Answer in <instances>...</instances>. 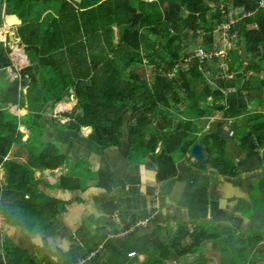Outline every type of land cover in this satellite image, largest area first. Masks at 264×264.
I'll list each match as a JSON object with an SVG mask.
<instances>
[{
  "label": "trees",
  "instance_id": "obj_1",
  "mask_svg": "<svg viewBox=\"0 0 264 264\" xmlns=\"http://www.w3.org/2000/svg\"><path fill=\"white\" fill-rule=\"evenodd\" d=\"M223 2L227 7L236 8L240 5L246 11H255L250 17L256 22V29L246 30L245 26L240 27V37L236 44L244 46L255 56L258 55L261 57L259 61L263 62L264 8H260V0H2L0 28L4 27L2 8L6 3L7 11L17 13L24 19L23 24L18 26V34L22 39L19 48L23 46L29 52L31 63L20 71L13 66L16 71L15 79L0 83V165L6 175L4 183L0 180V224L19 225L23 230L31 231L37 222L39 224L37 213L43 212L44 208L46 211L50 209L55 216L57 214V199L45 196L39 188L36 192L33 191V183L36 184V180L32 171L33 168L59 171L67 159L62 149L49 141L47 149L38 154V159L30 158L28 163H23L8 158L10 151H16L19 146L29 148L26 146L27 136L19 128L21 123L36 132L39 129L44 133L45 113L48 110L43 111V97H47L45 88L48 83L41 80H44L49 69L58 73L56 79L63 84V88L75 87L79 110L57 107L63 97L62 91H55L46 100H55V113L70 116L69 126L78 131L84 129L90 140L105 144L102 148L122 144L125 118L130 115L127 128L130 134L131 156L138 155L141 151L136 150L139 148L146 152H155L154 148L160 139L154 140L150 134L164 132L189 137L182 150L177 147L167 156L174 167L179 156H187L196 142L205 144V150L209 153L208 161L219 166L220 161L226 158V155H223L226 142L221 134L210 130L200 135V127L198 130L185 131V126L199 125L200 117L208 113V109L203 108L201 102L209 97L213 100L211 107L223 110L227 117L246 115L245 120L249 122L250 130L247 133L245 128L240 131L245 140L243 144L253 143L255 140L264 144V112L250 114L248 108V102L252 100L264 105V79L258 76L264 66L258 64L254 69H250L249 64L244 66L245 75L240 76L239 88L247 104L227 107L222 102L226 95L222 87L215 82L213 86L207 78V64L210 61L205 59L201 62L198 56H191L199 45L208 51L213 50L218 34L214 30L215 22L212 19L217 20L220 15L217 14V8L216 11L212 10L211 3L219 5ZM42 6L44 11L48 8L51 12L43 20H38L35 16L41 17ZM166 8V17L163 18L161 10ZM201 30L205 32L202 33ZM5 32L8 35L9 31L5 29ZM6 35L0 31L1 80L4 79V69L12 66L13 60L20 63L22 56L19 48L13 49L1 41L4 38L7 40ZM240 51L238 48L232 49V57L238 56ZM186 58L190 60L186 61ZM215 62L217 63V60ZM42 66L48 68L42 70ZM148 66L150 74H147ZM176 66L175 75L169 77L167 72H172ZM241 67L242 61L239 68ZM233 70L235 71L227 69L235 75L238 70ZM220 71L226 74L223 68ZM146 75H150L149 78H146ZM168 81L175 84V94L156 99L154 90H158ZM28 83L30 91L26 97L24 87ZM251 84L258 88L254 87L257 93L249 92ZM181 92H185L184 97L180 96ZM70 98L76 99L74 92H69L66 95L69 100L60 106L67 107L65 104L73 101ZM27 99L32 104L29 111L22 110ZM182 104L185 106H181ZM234 108L238 109L237 113L232 112ZM25 115L27 119L22 121ZM21 126L25 132L31 133L29 127ZM24 140L27 143H24ZM15 146L17 147L14 148ZM214 147L215 150L219 149V156L224 157L214 156ZM163 152L159 157L164 155ZM229 170L222 169L223 172L233 173L232 167ZM110 174L111 171L101 172V184L106 189L110 186ZM60 182L57 185L81 188V178L63 175ZM28 214L36 216L34 225L24 219ZM139 219L136 218L135 221ZM132 227V224L127 222L124 229L129 230ZM161 228L163 227L158 226L143 238L145 244L142 245L145 246L140 249L146 254L143 264H167L166 260L174 252L175 248L165 239L148 244L147 240L153 238L154 233ZM124 229L111 234L117 235L125 231ZM126 237L128 236L108 235L100 250H93L97 247L95 244L92 248L80 245L77 249V262L85 260V264H102L96 261L105 254H110V259L122 258L132 252L134 254L130 255L136 256L137 252L129 251L130 248L128 252L122 247L114 248L113 253L109 252L111 242L118 245ZM228 237L223 238L221 242V248L225 250L223 264H238L229 259L231 254L227 250V243L236 246V242L232 237ZM203 239L205 240L198 236L186 252H178L179 256L200 251ZM212 239L216 238L212 236ZM9 241H4V233L0 227V264L41 263L34 262L27 249ZM217 242L214 241V245ZM76 248L77 245L71 251ZM147 248L150 249L145 252Z\"/></svg>",
  "mask_w": 264,
  "mask_h": 264
},
{
  "label": "crops",
  "instance_id": "obj_2",
  "mask_svg": "<svg viewBox=\"0 0 264 264\" xmlns=\"http://www.w3.org/2000/svg\"><path fill=\"white\" fill-rule=\"evenodd\" d=\"M5 6L6 3L3 4L2 8V24L9 33L14 34L12 38L14 45L16 46L15 43L18 41L20 45L22 41L18 34V26L20 25L12 27L5 25V14L12 12L7 11ZM222 6L226 10L235 8L234 6L227 7L226 3ZM49 13L50 11L47 9L40 20H43ZM222 15L223 13H221ZM22 20L24 22L23 18ZM237 30L240 33V28ZM10 47L14 49L13 45ZM20 49H22V51L20 50L22 54L20 63L13 60V65L4 69L5 80L15 79L12 78L16 74L13 66L17 71H20L30 64L29 52L23 46ZM240 50V56L233 55L232 57L231 52L229 59H226L230 66L227 69L238 70L233 78H229L226 72L223 75L219 73L216 78L217 84H215L222 87L226 94L225 100L222 102L227 107L247 104L243 92L239 88V76L245 75L244 66L249 64L250 69H254V66L258 64L264 66V61H259L261 57L250 53L244 46H241ZM241 61L243 67L239 68ZM212 62L215 60L207 64V70L210 73L215 72L213 71L215 66L211 65ZM217 65L221 69L222 66L218 62ZM70 87L75 89L74 86ZM70 87L68 88L70 89ZM254 87L258 89L255 85ZM254 87L251 84L249 92L257 93ZM29 89L30 83L24 87L25 94L29 93ZM69 91L71 92V89ZM74 96L77 101L76 93ZM46 98L44 96L43 99ZM49 101L45 102L43 107V111L48 110L45 113L44 122L46 141L54 142L67 155V159L64 166L56 172L34 168L33 170L36 172L39 170L38 174L41 175L40 180L34 178L36 184L33 183L32 188L34 192L38 188L41 189L45 196L57 199L58 203H61L57 206L56 216L50 212V209L46 211V208L43 212L37 213L39 226L40 228L42 226L43 230L41 228L38 233H34L30 230L23 231L21 226L14 225L16 231L10 235L3 228L4 241L10 240V243L13 242L27 249L34 262H41L42 264L45 262L85 264V260L77 262L79 255L77 249L80 245L84 248H92L95 244L97 247L93 250H98L101 245H105L104 241L108 235L114 236L111 233L123 230L128 222L133 226L131 229L135 230H132V234L124 238L118 245L111 242L109 252L113 253L115 252L114 248L122 247L125 252H128L129 248V251H136L137 255L131 256L128 253V256L110 259V254H105L96 262L102 264H112V262H116L115 264H143L146 255L140 251L145 246L142 245L145 244L143 238L160 226L163 228L155 232V236L147 242L151 244L164 239L169 241V245L175 249L170 258L166 260L167 264H223L225 250L221 248V244L214 245V241L211 242V239L217 233L222 241L223 238L228 239V231L220 230L227 227L238 229L239 234L243 235V238L238 240L232 237L236 246L227 243V250L231 254L230 261L238 264H264V144H261L259 140L246 145L243 144L245 140L240 131L243 128H245L246 133L250 130L249 122L245 120L246 115L227 117L223 110L211 107L213 103L211 97L202 101L201 106L207 108L208 113L200 117L199 125L195 127L192 124L185 126V131L198 130L200 127V135L210 130L219 132L226 142V149L223 153L226 158L220 161L219 166H215L208 161L209 153L205 150L206 161L204 164L199 163L188 153L185 157H179L176 167H174L167 156H170L177 147L178 150H182L185 142L189 139L188 136L164 132L150 134L154 140L160 139L154 148L156 149L153 152L155 157L151 158L152 156L147 154L146 159L141 161V151L139 156L131 161L130 134L127 128L130 115L125 118L122 144L102 148L101 145L86 136L87 132L84 129L78 131L71 128L69 126L71 123L70 116L62 114L64 117L61 118L62 120L55 119L57 116L53 108L55 100ZM64 101H66V96ZM248 104L250 114L264 112V105L259 101L252 100ZM25 105L26 108H22V110L29 111L32 107L28 99ZM181 106L185 105L182 104ZM49 108L53 112H50ZM232 112L237 113L238 109L234 108ZM21 125L31 129V133L22 131L28 135L27 141H29L36 130L23 123L20 124L19 128L22 127ZM204 147H206L205 144ZM143 151L145 150L143 149ZM162 151H164V155L159 157ZM8 158L28 163L30 155L19 146L16 151H10ZM69 158L72 160L71 164ZM79 159L90 164L92 172L101 174L102 171H111L108 178L110 186L107 189L102 187V179L99 175L97 179L93 177L84 181L81 179V188L78 189L71 186H53L59 184L63 175L80 178L79 163L77 164ZM222 162L225 165H222ZM231 167L233 173L228 172ZM223 168L228 171L223 172ZM74 175L76 177H73ZM3 181H5V177H3ZM246 207L248 209L252 207L254 214L248 209L245 210ZM136 218L146 221L138 223L139 220L135 221ZM24 219H27L32 225L37 221L36 216L32 214H28ZM174 220H177L178 224H175ZM204 221L208 223L207 228L202 227ZM211 222L220 225L219 230L221 232H212L210 230ZM124 230L127 231L128 229ZM224 232L227 234L221 237V233ZM37 234L42 240L40 245L33 243V237ZM198 236L205 238L202 244L207 241L206 251L184 253L179 256L178 252L184 250L186 252V249L190 248ZM76 245L77 248L71 251ZM149 249H145V252ZM258 253L259 257L255 258L254 255ZM82 256L81 250L80 257ZM203 256H205L204 259ZM253 260L255 261L253 262Z\"/></svg>",
  "mask_w": 264,
  "mask_h": 264
},
{
  "label": "rangeland",
  "instance_id": "obj_3",
  "mask_svg": "<svg viewBox=\"0 0 264 264\" xmlns=\"http://www.w3.org/2000/svg\"><path fill=\"white\" fill-rule=\"evenodd\" d=\"M1 1L2 0H0V3H1ZM74 1H76V0H74ZM77 2V1H76ZM7 3V2H6ZM5 4V3H4ZM213 4V3H212ZM225 5V3L223 2L222 4H221V7H222V5ZM44 6V5H43ZM43 6L41 7V12L43 11V13H42V15L44 14V12L48 9H46L45 11H44V9L45 8H43ZM238 7L242 10V8H241V6L240 5H238ZM167 9L168 8H166V9H162L161 10V13H162V16H163V18L164 17H166V12H167ZM217 10V9H216ZM216 10H214V11H216ZM49 11L51 12V9H49ZM229 11H231L230 9H229ZM246 14H251L249 11H246V10H242V16H244V15H246ZM41 15V16H42ZM38 20H40L41 19V17L40 18H38L37 16H35ZM37 20V21H38ZM214 22H215V29L214 30H216L217 28H218V26L219 25H221L223 22H224V18H223V16H218V18H217V20H215V19H212ZM42 23V22H41ZM225 23V22H224ZM223 23V24H224ZM238 24L234 27V29H239L240 27H243V26H245V28H246V30H250V29H256V24L253 22V20H252V18L248 15V16H246L245 18H243L241 21H238L237 22ZM118 29V28H117ZM0 31H2L3 32V34L4 35H6V32H5V28L4 27H1L0 28ZM202 31V30H201ZM202 33H203V31H202ZM13 36H14V34L13 33H8V35H6V37H7V40L4 38L3 40H1V41H4V42H6L8 45H13L14 46V49L16 48V47H18L19 48V41L17 42V43H15L16 44V46L14 45V42L12 41V38H13ZM117 38H118V34H117ZM116 38V39H117ZM115 39V40H116ZM21 45V44H20ZM161 45V44H160ZM197 47V46H196ZM196 47H194V49L196 48ZM234 48H239V49H241V46H239V45H237L236 44V42H235V47ZM245 48V47H244ZM19 50H20V48H19ZM15 52V50H13V53ZM165 53V52H164ZM53 58V57H52ZM221 66H223V67H221V68H228V67H230L229 66V64L227 63V61H226V59H224V58H220L218 61H217ZM30 63H31V61H30ZM211 65H213V66H215V70H213V71H215L214 73H210V72H208V70L206 71V74H207V78H208V80L210 81V82H212L211 84L214 86L215 84H214V82L217 84V81H216V78H217V76H218V74L220 73L221 75H223V72L222 71H220V69L218 68L219 67V65H217V63L216 62H212V64ZM211 65H208V66H211ZM48 67H46V66H42L41 67V69L42 70H45V69H47ZM217 69V70H216ZM226 73H227V75H228V77L229 78H233V76H234V74H231V73H229L227 70H225V69H223ZM151 73V70H150V66H148V73L147 74H150ZM58 75V73H56V72H54L53 70H51V69H49V72L46 74V76H45V78H44V80H41V81H45L46 80V82L48 83V86L45 88V95L47 96V97H51V95H52V93H54L55 91L57 92V91H62L63 92V97H62V99L58 102L59 104H58V106L57 107H59L60 109L61 108H67L68 106H70V108H73V109H77V111L79 110L78 109V99H77V101H76V99H72V98H70V100H73L72 102H70V105L69 104H65V105H68L67 107H62V106H60L62 103H64L63 102V99L65 100V96L70 92L69 90L71 89V93L72 92H74V95H75V93H76V91H75V89H74V91H73V89L70 87V89L67 87V89H68V91H67V89L66 88H63L62 86H63V84L58 80V79H56V76ZM149 76L150 75H146L145 77L146 78H149ZM258 76L261 78V79H264V70H262V72L261 73H258ZM240 77V76H239ZM12 78L14 79L15 77H14V75L12 76ZM219 78V77H218ZM220 78H222V77H220ZM56 79V80H55ZM239 80V79H238ZM8 81V79H3V80H1L0 79V83H2V82H7ZM236 82H238V81H236ZM66 89V91H64ZM154 93L157 95L156 96V99H158V97L159 98H161V97H163V96H165V95H171V94H175V84L173 83V82H171V81H168L166 84H164V85H162L158 90H154ZM26 95V97H28V93H26L25 94ZM180 96L181 97H184L185 96V92H181V94H180ZM44 98V97H43ZM50 101L52 100L51 98H48ZM45 102H47V100L46 99H43ZM66 100H69V99H66ZM49 101V102H50ZM77 102V103H76ZM73 104V105H72ZM72 105V106H71ZM54 108H55V104H54ZM50 109V108H49ZM62 110H65V109H62ZM62 110H59V112H61ZM50 112H53L51 109L49 110ZM177 111V110H176ZM184 111V110H183ZM216 113H219V112H216ZM216 113H214V114H216ZM49 114V113H48ZM176 114H177V116H178V113L176 112ZM57 116H55V119H61V118H64L63 117V115H62V113H59V114H56ZM151 116V115H150ZM25 119H27V115H25V116H23V119H22V121H24ZM62 120V119H61ZM66 123H67V121H65ZM149 123H147V125H148ZM67 126V125H66ZM125 128V127H124ZM24 139V138H23ZM24 143H27V141H25L24 140ZM47 141H46V135H45V133H43V132H41L39 129H37V132H35V134L29 139V141H28V144H26V146H28L29 148H27V149H25L26 150V152L30 155V158H33V159H38V154L42 151V150H46L47 149ZM99 145H101L102 147H104V143H100ZM107 148V147H106ZM24 149V148H23ZM216 148L214 147L213 148V155L214 156H216V157H224V156H219L220 155V153L218 152V150L219 149H217V150H215ZM136 151H142V154H140V158H141V161H143L144 160V158L146 159V155L147 154H150V157L151 158H154L155 157V154L153 153V152H146V150L145 151H143L141 148H139L138 150H136ZM60 153H62L61 151H60ZM134 154V153H133ZM139 156V153H138V155L137 154H134L133 156H131V161L133 160V159H136L137 157ZM179 157H181V156H179ZM70 159V158H69ZM70 161V164L72 163V160L70 159L69 160ZM25 163H27V162H25ZM79 163V171L81 172V174L79 175V177L84 181V180H86V179H88V178H91V177H93V178H95V179H97V177H98V175H99V177L101 176V174H99L98 172L97 173H95V172H92V170H91V168H90V164H87L86 163V161L85 160H83V159H79V160H77V164ZM222 165H225V163L224 162H222ZM34 169V168H33ZM76 169H77V166H76ZM62 170H63V168H62ZM39 171V170H38ZM38 171L36 172V170H33L32 171V175L34 176V178L36 179V180H40V175L38 174ZM42 173H44V174H48V173H45V172H42ZM49 175V174H48ZM3 177H5L6 178V175H5V170H4V168L2 167V166H0V180L4 183L5 181H3ZM73 177H76V175H74ZM61 182H59V184H60ZM53 186H57V184H55V185H53ZM59 203H61V202H59ZM58 203V204H59ZM64 206V205H63ZM65 207V206H64ZM62 208V207H61ZM248 209V207H246L245 208V210H247ZM248 211H250V212H252V214H254L253 213V211H252V207H250L249 209H248ZM144 221H146V220H142L141 219V223L142 222H144ZM174 223L175 224H178V221L177 220H174ZM197 223V222H196ZM202 227H204V228H207V221H204V222H202ZM213 224H214V222H211V224H210V230L213 232V231H223V230H227L228 231V236H230V237H233V238H236L237 240L238 239H241V238H243V235L242 234H239V231H238V229H231V228H227V227H223V228H221L220 230H219V228L221 227L220 225H218L217 223H215L214 224V226H213ZM3 225V224H2ZM141 225H143V224H141ZM36 226H39V224H38V222L36 223ZM35 226V227H36ZM4 227H1V229H3ZM157 228V227H156ZM41 230V228H40V226H39V231ZM23 231H25V230H23ZM220 231V232H221ZM131 232H132V229L129 231V230H125V231H122L121 233H119V234H117V235H114V236H118V237H122V236H129L130 234H131ZM227 234V232H224V233H221V237H224L225 235ZM214 235V234H213ZM217 235H218V233H217ZM214 235V237L216 238L215 240L214 239H211V242H213V241H218L216 244L217 245H219V244H221V242H222V239L220 238V236L218 235ZM264 238V237H263ZM6 241L8 242V240L6 239ZM206 242L207 241H205V243L204 244H201V247H200V252H202V251H206ZM203 243V242H202ZM101 247H102V245H101ZM98 250H100V249H98ZM94 254V253H93ZM254 257L255 258H258L259 257V253L258 254H256V255H254ZM255 260H253V262H254ZM253 264V263H252Z\"/></svg>",
  "mask_w": 264,
  "mask_h": 264
},
{
  "label": "bare ground",
  "instance_id": "obj_4",
  "mask_svg": "<svg viewBox=\"0 0 264 264\" xmlns=\"http://www.w3.org/2000/svg\"><path fill=\"white\" fill-rule=\"evenodd\" d=\"M212 4V3H211ZM260 8H264V0H260ZM212 10L218 9L217 14L227 17L228 20L221 26V28L217 29L218 38L215 41L213 50L208 51L202 46H198L195 50V54H192L191 56H198L201 62H203L205 59L208 61H214L219 60L220 58L229 59L231 55V50L235 47V40L240 37V33L238 30L232 31V25L237 23V19L234 17H231L228 15V10L225 9L224 6L221 7V4H212L211 5ZM234 13H239L240 8H232L230 9ZM245 10V9H242ZM251 14H248L249 16L254 15L255 11H249ZM7 14H15L18 16V18L21 20L20 23L17 24H8L5 20V16ZM4 16L5 25L8 27L12 26H18L23 23L22 18L17 13H7ZM256 24V23H255ZM257 26V24H256ZM22 51V49H20ZM190 58H186V61H189ZM147 62V61H146ZM223 67V66H222ZM227 70V68H223ZM177 71V66L174 68L172 72H167L169 77H173ZM27 92V89L25 90ZM26 107H24L25 109ZM21 131H24L22 127H20ZM25 132V131H24ZM28 137V135L26 134ZM190 156L193 157L195 160H197L199 163L204 164L206 161V151L204 144L202 142H196L189 151ZM138 223H141V220H139ZM137 223V224H138Z\"/></svg>",
  "mask_w": 264,
  "mask_h": 264
},
{
  "label": "clouds",
  "instance_id": "obj_5",
  "mask_svg": "<svg viewBox=\"0 0 264 264\" xmlns=\"http://www.w3.org/2000/svg\"><path fill=\"white\" fill-rule=\"evenodd\" d=\"M0 227H4L5 230L8 231V233L10 235L11 234H14L15 231H16V227L13 226V225H7V226H5V225L0 224ZM31 231L34 232V233H38L39 226L34 227ZM33 243H35L37 245H40L42 243V240H41V238L39 237L38 234L33 237Z\"/></svg>",
  "mask_w": 264,
  "mask_h": 264
},
{
  "label": "built area",
  "instance_id": "obj_6",
  "mask_svg": "<svg viewBox=\"0 0 264 264\" xmlns=\"http://www.w3.org/2000/svg\"><path fill=\"white\" fill-rule=\"evenodd\" d=\"M228 15L231 16V17L236 18V19H237V22H238V21H241L243 18H245L246 16H248V14L242 16V10H241V9H240V12H239V13H234V12L228 10ZM223 18H224V22H226V21L228 20L227 17H224V16H223ZM224 22H223V23H224ZM223 23H222L221 25H219L217 29L221 28V26L223 25ZM237 24H238V23L232 25V31L237 30V28L234 29V27H235ZM217 29H216V30H217ZM204 32H205V31H203V33H204ZM236 40H237V39H236ZM236 40H235V42H236ZM130 254L133 255L134 252H132V253H130Z\"/></svg>",
  "mask_w": 264,
  "mask_h": 264
},
{
  "label": "water",
  "instance_id": "obj_7",
  "mask_svg": "<svg viewBox=\"0 0 264 264\" xmlns=\"http://www.w3.org/2000/svg\"><path fill=\"white\" fill-rule=\"evenodd\" d=\"M76 1L81 2L82 0H76ZM5 20H6V22L8 24H17V23H20L21 22V20L15 14H7L5 16Z\"/></svg>",
  "mask_w": 264,
  "mask_h": 264
}]
</instances>
